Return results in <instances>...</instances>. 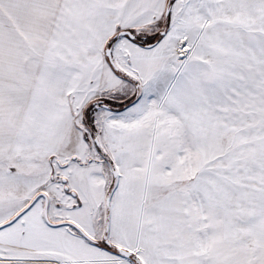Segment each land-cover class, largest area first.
<instances>
[{
	"label": "snow or ice",
	"instance_id": "obj_1",
	"mask_svg": "<svg viewBox=\"0 0 264 264\" xmlns=\"http://www.w3.org/2000/svg\"><path fill=\"white\" fill-rule=\"evenodd\" d=\"M0 264H264V0H0Z\"/></svg>",
	"mask_w": 264,
	"mask_h": 264
}]
</instances>
